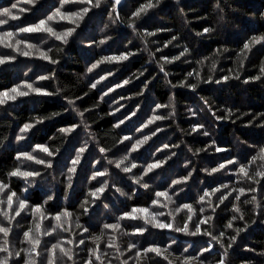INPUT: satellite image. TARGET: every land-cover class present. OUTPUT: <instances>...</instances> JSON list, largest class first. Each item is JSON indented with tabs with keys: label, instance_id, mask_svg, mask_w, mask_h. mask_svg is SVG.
Segmentation results:
<instances>
[{
	"label": "trees",
	"instance_id": "obj_1",
	"mask_svg": "<svg viewBox=\"0 0 264 264\" xmlns=\"http://www.w3.org/2000/svg\"><path fill=\"white\" fill-rule=\"evenodd\" d=\"M14 2L16 0H0V8L9 7ZM143 3L145 0H122L121 5L116 6L119 20L115 23L113 18L116 14L112 13L108 5L102 4L101 8L93 9L80 22L68 43L61 45L63 50L59 52L56 50V45H60L59 41L54 43L49 39L47 43H43L36 37L44 34H29L33 37L30 43L44 49L52 47L49 55L59 61L57 64H51L38 56H30L28 58L32 59L28 60L26 56L15 54L14 62L0 66V90H8L24 80H35L40 75L55 73L54 79L39 81L37 85L44 86L52 95H30L0 105V180L7 183L10 179V190L15 191L21 199H26L29 209L34 205H44L45 214L54 215L63 210L72 213L71 231H58L52 237H43L41 249L45 240L55 243L57 239H85V245H65L73 248L76 253V264H85L89 258L88 249L95 247L91 237L100 235L102 231L104 237L100 249L110 254L105 259V264H108L109 259L111 264H120V261L114 258L113 249L106 248V242L113 237L119 238L121 251L125 252L121 259L133 256V252L126 251L130 243H136L140 248L154 243L161 247L171 244V251L176 254L188 248L191 255H198L204 248L211 247L212 253H206L201 259L205 260V264H216V261L221 259L223 249L208 236H189L151 226H148V231L143 236L121 235L103 229L105 223H117V218L133 207L151 206L155 191L167 190L173 180L188 176L191 171L188 181L176 186L177 189H184L174 197L176 204H170L164 211L175 209L177 204L188 203L193 205L196 212L193 222L198 216H213L209 225L201 227H207L213 235L224 232L225 246L229 243L228 237L236 235L235 228L244 229L236 235V242L228 249L225 264H264V192L251 193L241 197L240 201H232V197H229L219 206H216V196L220 193H216L210 197L212 205L197 203L204 190L210 191L223 184L230 186L229 189L223 190L225 193L231 188H247L248 183L240 181L233 165L212 174L204 170L218 168L220 164H227V161L232 159L245 162L255 154L256 147L264 145V115H261L264 114V77L260 80L252 79L260 75L259 67L261 62H264V47L257 45L246 60L237 59L240 49L250 37L264 35V0H160L157 7L136 20V30L133 31L128 26L131 23L130 17ZM58 6V0H39L35 7L21 4L20 7L31 10L24 13L14 10L20 19L9 21L12 26L10 30H15L17 25L26 26L37 23L39 19H45ZM62 26L73 25L66 21L53 24L57 30ZM205 28L211 31L205 33ZM146 32H155L156 35L148 37L144 35ZM173 37L176 39L173 40ZM100 40H106V43L99 44ZM170 40L172 43L167 44ZM145 48L149 51H145ZM224 49L227 51H223ZM185 50L186 54L179 60L164 64L167 76L160 72L159 64L164 63L160 59L162 56L171 59ZM8 51L11 50L0 47V52ZM128 51L136 54L126 61L103 63L92 73L86 72L91 64L102 57ZM150 53H155V59ZM109 71L114 75L109 76ZM141 71L144 75L136 79L135 75ZM189 72H199L200 79L197 80L195 76L188 77ZM237 75L239 79H223L225 76ZM101 76H107V79L102 80L95 89L90 88V84ZM130 78L129 84L116 87ZM185 80L189 84L197 85L195 90L190 87L171 86L179 85ZM109 88L115 90L108 92ZM104 92H108V95L101 101L100 97ZM141 92L142 95L139 94ZM76 97L83 99L76 100ZM66 98L76 100V108L80 111H91L85 112L84 120L89 126L86 130L81 126L75 132L62 136L59 129L78 124L80 121ZM170 102L175 109V115L144 129V134H149L150 129H155L158 125L163 131H158L137 152L132 153L138 165L162 159L169 152L175 153L166 164L150 173L151 180L145 177L150 184L145 190L130 178L140 172L139 167L133 169L132 173H123L107 164L98 147L111 149L107 153L108 159L120 158L125 154V150L124 145L118 144L119 139L124 135L140 138L142 134L136 130L142 128L151 118L156 111L155 105H167ZM173 107L160 109L158 114L171 113ZM117 108L120 110L116 111ZM227 110H231L230 113ZM133 112L136 113L135 116H132ZM52 113L60 115L44 119L43 123L36 124L27 133L20 132L26 123L33 122L34 117H48ZM129 116L130 120L127 119ZM122 119L125 124L115 128L114 125ZM196 125H203V128L192 132ZM205 131L207 136L203 135ZM20 135H24L25 139H17ZM85 141L88 142V150L83 154L77 172L73 175L71 187H68L70 160L75 157ZM37 144L59 149V153L52 158L51 169L33 162L16 160L19 153L31 152ZM165 144H178L179 147L158 151ZM217 147L226 151L217 152ZM197 149L204 151L193 155ZM98 160L99 164L96 163ZM17 167L27 171L39 170L41 175L30 178V181L18 177L8 178L7 173ZM105 168L110 175L91 180L94 172L103 171ZM99 181H106L109 188L100 199L93 201L88 193L101 186ZM262 185L264 181L256 187ZM117 188L120 192L116 191ZM121 192L125 195H121ZM251 195L257 197L260 208L242 202L244 199H250ZM50 196L52 199L49 200ZM86 200L89 201L86 205L87 212L81 208V204ZM233 203L240 206L244 219L235 220L233 228L229 229L226 228L229 220L234 215H240L232 211ZM214 206L215 212L212 211ZM200 207L205 209L203 213L199 212ZM182 217L184 212L176 215V226L182 225ZM34 220L38 221L39 217L34 216L30 210H25L9 225L13 231L8 239L14 251L30 247L29 244L23 243V233L33 225ZM54 223L55 221L46 219L42 228ZM76 223L89 231L83 232L82 229L76 228ZM119 223L124 226L123 231L131 233L134 231L133 225L141 221L123 220ZM35 235L33 230V236ZM2 240L0 234V243ZM173 240L175 243H172ZM25 259V253L21 252L19 260H14L11 264H23ZM57 264L65 262L58 258ZM129 264H133L131 259ZM145 264H156V261L148 260ZM161 264L166 262L161 261Z\"/></svg>",
	"mask_w": 264,
	"mask_h": 264
},
{
	"label": "snow or ice",
	"instance_id": "obj_2",
	"mask_svg": "<svg viewBox=\"0 0 264 264\" xmlns=\"http://www.w3.org/2000/svg\"><path fill=\"white\" fill-rule=\"evenodd\" d=\"M122 0H111V4H109V0H58L59 6L55 8L51 14L47 15L45 19H39L37 23L29 24L26 26H15V30H6L3 28L5 25H9V21L19 20L20 16L15 14L14 10H18L19 13H24L26 11H30L31 8L20 7L23 5H31L35 7L39 0H16V2L12 3L9 7L0 8V47L3 49H9L11 51L8 52H0V66L12 63L16 60V55L20 56H38V58L42 60H46L51 64H57L59 61L54 59L49 53L52 51V47H48L47 49L42 48L37 44L30 43L31 37L29 34H44L42 36L36 37L40 39L43 43H47L49 39L60 42V45H56V50L62 51L61 45H66L69 41V38L76 32V29L79 27L80 22L83 21L84 17L88 15L90 11L93 9L101 8L102 4H106L111 8L112 13L116 14L113 18V22H117L119 20V15L117 13L116 6L121 5ZM160 3V0H145V3L141 4L131 15L129 23V27L136 30V20H138L142 15H146L149 10L154 9ZM68 6V7H66ZM60 21H66L68 24L73 25L72 27H61L60 30L53 27L54 23H59ZM9 27H12L9 25ZM211 31V29L205 28L204 32L207 33ZM145 36H154L155 32H146ZM176 38L173 37V40ZM99 44L106 43V40H100ZM172 40L168 41L167 44H171ZM167 44L165 47H167ZM257 45L264 47V35H257L250 37L240 49L237 59L238 61H243L248 58V54L252 52V49ZM145 51H149L147 48ZM157 51H162L161 49H157ZM186 51H182L179 56L173 57L169 59L167 56H162L160 59L164 61V63L159 64V70L165 76L168 73L165 71L164 64L172 63L175 60H179L181 56L186 54ZM218 52L220 50H217ZM223 51H227L224 49ZM133 52H124L119 55H113L108 57H102L100 60L91 64L86 69L87 73H92L95 69L99 67L100 64L103 63H120L122 61H126L130 56L135 55ZM150 55L155 59V53H150ZM158 62V61H157ZM241 63V67H242ZM213 68H215V64H213ZM118 70V69H117ZM260 75L253 77L254 80H260L264 77V62H261L259 67ZM108 75H114L113 72L109 71ZM144 72L141 71L139 74L135 75L136 79H139L140 76H143ZM188 77H193L197 80L200 79L199 72L193 73L189 72ZM27 76V73H25ZM55 78V73H51L49 75H40L35 80H24L17 85L13 86L8 90H0V105H6L9 101H16L20 97H28L30 95H38V96H50L52 93L48 92L44 86H37L39 81H48L50 79ZM230 78L239 79V75L235 77L225 76L223 79L227 81ZM107 79V76H101L99 80L90 84V88L95 89L98 84L101 83L102 80ZM130 79L124 80L122 84H117L116 87H123L130 83ZM208 82V81H205ZM248 81L246 80L245 83ZM150 83V81H149ZM220 83V81H217ZM171 84V81H169ZM172 87H190L193 90L197 87L195 84H189L187 80L182 81L179 85H171ZM147 84H145V88ZM115 89L109 88L108 92L114 91ZM59 92V89H57ZM108 92H104V94L100 97V100L103 101L104 97L108 95ZM142 95L143 93H139ZM87 95V93H85ZM122 99L124 97H121ZM67 99L68 105L76 112L80 121L78 124H73L70 127L61 128L58 131L62 136L68 135L72 132H75L77 128L81 126L83 129H87L89 126L84 120L85 112L91 111V109H85L84 111H80L76 108V100H82L83 97H76L74 99ZM203 99V98H202ZM118 103V102H117ZM205 104L207 102L205 101ZM173 107L171 102L167 105L156 104V111L153 113L151 118L144 123L142 128H138L136 131L140 132L142 135L140 138H134L133 136L124 135L122 136L118 144L124 145L125 154L118 159H108L107 153L111 151L110 148L98 147L99 153L103 154L102 158L107 161L108 165L114 166L115 169L123 172V173H132L133 169H137L139 167L140 172L137 174H133L130 178L133 182L139 185L141 188L147 190L150 187V184L145 177H148L149 180L152 179L150 173H153L154 170L161 168L164 164L167 163L168 160L175 155L174 152H169L164 158L156 159L152 163H147L144 165H138L135 162V158L132 156V153L137 152L143 145H145L153 136L157 134L158 131H163L158 125L155 129H150L149 134H144V129L149 128L150 125L155 124L157 121H162L165 119H171L175 113L171 112L168 114H158L160 109ZM120 109L117 108L116 111ZM230 111L231 110H227ZM114 114V113H113ZM195 115V112L192 113ZM60 113H52L48 117H34L33 122L26 123L21 129V133H27L36 124L43 123L44 119H52L56 116H59ZM136 113L133 112L132 116H135ZM215 115V113H213ZM264 115V114H261ZM127 119H131V116L127 117ZM217 119H221V117H217ZM125 124V120H120L118 123L114 125L115 128H120L121 125ZM203 128V125H196L192 128V132H198ZM90 135V134H89ZM203 135L207 136L208 133L205 131ZM19 140H24L25 136L20 135L17 137ZM94 140V137L92 138ZM127 142V143H126ZM115 146V145H114ZM178 144L168 145L165 144L162 149H158V151L163 152L165 149L170 148H178ZM88 150V142L85 141L84 145L81 146L75 154L74 158H71L70 163L71 166L68 168V173L70 175L67 176L68 187H71V181L73 179V175L77 172V167L83 158V154ZM217 152L226 151V149H222L217 147L215 149ZM191 151V149H189ZM204 151V149H197L193 155H196L198 152ZM59 153V149L52 147L50 148L48 145L37 144L35 145L31 152H21L16 156L17 161L21 162H33L36 165H42L46 169H51L53 167V159ZM97 164L100 161H96ZM228 165H233L236 168V175L240 178V181L247 182L248 187H239V188H231L230 191L225 193L224 189H229L230 186L228 184H223L219 187H216L212 190H204L203 194L199 196L197 203L203 205L205 203L212 205V200L210 197L215 196L216 193H220L219 196H216V206L224 204L225 200H228L229 197H232V201H240L241 197L248 196L251 193L256 192H264V185L261 187H256V185H261V181H264V145L258 146L255 149V154L251 155L245 162H241L240 160L232 159L228 160L227 164H220L218 168L205 169L204 171L209 172V174L220 171L221 169L227 168ZM187 167V165H185ZM41 175L39 170H21V168L17 167L12 171L7 173V177H18L23 178L26 181H30V178H35ZM110 175L107 168L103 171L97 170L91 176V180H97L98 177H104ZM191 176V171L188 176H184L178 179H175L171 182V185L167 190L164 191H155L154 199L151 202V206L149 207H133L129 212L123 213L120 217L117 218V223H105L103 225V229L111 230L113 233H120L121 235H132V236H143L145 232L148 231V226L156 229H167L170 231L184 233L189 236H197L203 235L208 236L212 241H215L220 245V248L223 249V252L220 254L221 259L216 261V264H225L228 256V249L231 248L232 244L236 242V235H238L244 229L235 228L234 232L236 235H232L228 237L229 243L225 246L223 240L225 237V233L221 232L219 235H213L212 232L208 230L207 227L202 229V225L207 226L213 220V216H198L193 222V216L196 215V212L193 208L192 204L184 203L177 204L175 209H170L165 212L164 209L168 208L170 204H176L174 199L175 196H178L180 192L184 191V189L178 188L177 185L185 184ZM101 184L100 187L95 188L94 190L88 193V196L92 198V200L100 199L101 195L109 188V185L106 181H99ZM114 187V186H113ZM27 191V189H25ZM116 191L120 192V189H116ZM233 193H236L233 195ZM121 195H125V193L121 192ZM15 198V201H14ZM162 198V199H161ZM48 199H52V197H48ZM244 204H253L256 208H260V204L257 202V197L255 195H251L250 199H244L242 201ZM15 203V207H13ZM47 201H45V204ZM89 203L86 200L83 204H81V208L87 212L86 205ZM107 207V205H105ZM25 210H30L34 216H38L39 220L33 221V225L29 227L23 233V243H27L30 245L29 248L13 250L12 246L9 242V236L12 233L13 229L9 225L15 220L16 217L20 216L22 212ZM205 209L203 207L199 208V212L203 213ZM212 211L215 212V206L212 208ZM232 211L234 213H240L239 216H233L231 220L226 225V228L232 229L233 222L237 219L243 220L244 215L241 212V208L238 204L233 203ZM181 212H184L183 223L181 226L175 225L176 215H179ZM72 213L68 210H63L54 215L45 214L44 205H34L29 209V205L26 199H21L20 196L17 195L15 191L10 190V179L6 183L3 180H0V234H2V243H0V264H11L14 260H19L21 256V252L25 253L26 259L23 264H57V259L64 261L65 264L67 262H71V264H76L75 255L73 248L65 247V245L76 244L85 245V239H80L79 241H74L71 239H57L55 243H51L50 241L45 240L43 244V249H41V240L43 237H52L54 234L58 233V231L70 232L72 229L71 224ZM160 217H167L168 219L161 220ZM62 218H64L62 220ZM55 221L54 224H50L49 226L43 227L42 224L44 220ZM129 220V221H141V223L133 225L134 231L131 233L123 231V225L119 223V221ZM192 225L190 228L189 225ZM65 225H68L65 227ZM75 227L78 229H82L83 232H88L89 229L83 227L81 224L76 223ZM33 230H35L36 235L33 236ZM104 237V232L102 231L100 235H94L91 237L92 243L95 245L94 248L88 249L89 258L85 261V264H105V259L109 257V253L107 251H101L100 243ZM118 237H113L106 242V248L113 249L115 253V259L120 261V264H129V259L133 261V264H145L148 260H155L156 264H161V261L166 262V264H205V260L201 259V257L205 256L206 253L211 254L212 248L206 247L198 255H191L189 253L188 248H184L179 254L171 251V244L161 247L157 244H150L147 247L140 248L136 243H130L126 249L127 252H133V256L129 259H121L125 255V252L121 251L120 244L118 243ZM175 243V240L172 241ZM43 257V258H41ZM159 258V259H157ZM108 264H111V259L108 260Z\"/></svg>",
	"mask_w": 264,
	"mask_h": 264
},
{
	"label": "rangeland",
	"instance_id": "obj_3",
	"mask_svg": "<svg viewBox=\"0 0 264 264\" xmlns=\"http://www.w3.org/2000/svg\"><path fill=\"white\" fill-rule=\"evenodd\" d=\"M42 12V11H41ZM49 15V14H48ZM25 17V15L22 17V19ZM34 20V19H33ZM26 24V23H25ZM6 30H10L11 29V27H9V26H7L6 28H5ZM28 57H30V56H27L26 58H28ZM32 58H28V60H31ZM28 66H30V64L28 65Z\"/></svg>",
	"mask_w": 264,
	"mask_h": 264
},
{
	"label": "clouds",
	"instance_id": "obj_4",
	"mask_svg": "<svg viewBox=\"0 0 264 264\" xmlns=\"http://www.w3.org/2000/svg\"><path fill=\"white\" fill-rule=\"evenodd\" d=\"M173 112L175 113V109H174V107H173Z\"/></svg>",
	"mask_w": 264,
	"mask_h": 264
}]
</instances>
